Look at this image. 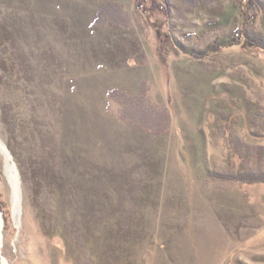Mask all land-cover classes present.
<instances>
[{
    "label": "rangeland",
    "instance_id": "rangeland-1",
    "mask_svg": "<svg viewBox=\"0 0 264 264\" xmlns=\"http://www.w3.org/2000/svg\"><path fill=\"white\" fill-rule=\"evenodd\" d=\"M156 1L0 0V264H264V0Z\"/></svg>",
    "mask_w": 264,
    "mask_h": 264
},
{
    "label": "trees",
    "instance_id": "trees-1",
    "mask_svg": "<svg viewBox=\"0 0 264 264\" xmlns=\"http://www.w3.org/2000/svg\"><path fill=\"white\" fill-rule=\"evenodd\" d=\"M143 2L144 3H142L143 5H147V9L148 10H152V9H155L156 11H161V10H163V8L161 7V5H160V2H157L156 0H151L150 1V3H149V0H143ZM141 4V5H142ZM142 5V6H143ZM244 35H245V33L241 30V31H239L238 32V36L236 37V39L233 41V43L234 42H237V41H239L240 42V40H242L241 38H243L244 37ZM253 41H255V43H256V45L258 46V47H260L259 45L261 44L260 42V44L256 41V39H253ZM229 44H232V42L230 43V41H221L220 39H218V41H216V42H214V43H212V44H210L209 45V49H220L221 47H223L224 48V46H226V45H229ZM247 177H249L248 179H245V180H251V181H253L254 183L255 182H262V181H264V174H252V175H247ZM238 180H242V177H241V179L239 178ZM0 197H1V199H0V205H1V210H2V212H3V215H4V217H5V220H6V223H8V222H10V220H11V213H10V205H9V203L7 202V200H5L6 198L4 197V192L1 190L0 191Z\"/></svg>",
    "mask_w": 264,
    "mask_h": 264
},
{
    "label": "bare ground",
    "instance_id": "bare-ground-1",
    "mask_svg": "<svg viewBox=\"0 0 264 264\" xmlns=\"http://www.w3.org/2000/svg\"><path fill=\"white\" fill-rule=\"evenodd\" d=\"M0 144L4 147L3 142L1 141V139H0ZM11 169H13V167H12ZM13 173H14V172L11 173V174H12L11 176L15 178L16 176H15ZM15 190H17V189H15ZM16 193H17V191H16ZM16 196H17V194H15V198H16ZM16 199H17V198H16ZM16 199H15V200H16ZM16 211H17V200L15 201V206H14V211H13V212H15V214H16V213H17ZM0 220L2 221V219H0ZM1 234H2V230H0V235H1ZM5 261L7 262L6 259H5Z\"/></svg>",
    "mask_w": 264,
    "mask_h": 264
},
{
    "label": "water",
    "instance_id": "water-1",
    "mask_svg": "<svg viewBox=\"0 0 264 264\" xmlns=\"http://www.w3.org/2000/svg\"><path fill=\"white\" fill-rule=\"evenodd\" d=\"M0 219L4 220L3 217H2V212H0ZM0 241L2 243V239L0 238Z\"/></svg>",
    "mask_w": 264,
    "mask_h": 264
}]
</instances>
